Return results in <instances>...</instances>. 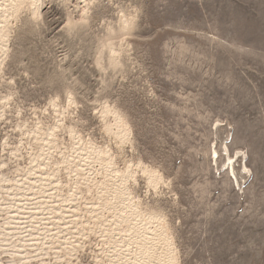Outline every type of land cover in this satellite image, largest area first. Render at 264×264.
I'll return each instance as SVG.
<instances>
[{
  "label": "rangeland",
  "instance_id": "obj_1",
  "mask_svg": "<svg viewBox=\"0 0 264 264\" xmlns=\"http://www.w3.org/2000/svg\"><path fill=\"white\" fill-rule=\"evenodd\" d=\"M1 33L0 264H146L160 230L264 264V0H23Z\"/></svg>",
  "mask_w": 264,
  "mask_h": 264
},
{
  "label": "bare ground",
  "instance_id": "obj_2",
  "mask_svg": "<svg viewBox=\"0 0 264 264\" xmlns=\"http://www.w3.org/2000/svg\"><path fill=\"white\" fill-rule=\"evenodd\" d=\"M21 1H23V0H0V2L2 3L1 5H0V34H2L1 32H2V30H3V26H4V24L6 23V21L9 19V17H10V15L11 14H13V12L15 11V9L17 8V6H18V4L19 3H21ZM32 2H33V4H38L39 2H40V0H32ZM35 6V5H34ZM37 6V5H36ZM32 9H34V8H32ZM39 10H40V7H39ZM38 14H40V12L38 13ZM39 16V15H38ZM127 26V25H126ZM1 36V35H0ZM6 48V47H5ZM4 54V53H3ZM226 151H228V147H226V149H225ZM225 151V152H226ZM109 153V152H108ZM214 155L215 156H217L218 155V151L217 150H215L214 151ZM215 159H216V157H215ZM233 160H234V157H231L230 155H229V153H228V161H229V164L230 165H228L229 166V170H231V172L233 173V175H235V167L233 166ZM115 169V168H114ZM247 169V167L245 166V170ZM230 172V171H229ZM154 178V177H153ZM109 188V187H108ZM122 188H123V186H122ZM128 191V190H127ZM114 193H116V195H118L119 197L121 196V198L120 199H122V197L123 196H125L126 194L125 193H127L126 191H124L123 189H120V188H117V189H115L114 191H113ZM125 194V195H124ZM130 194V193H129ZM129 195H127L126 197H128ZM118 197V198H119ZM117 198H115V200H116ZM132 200H133V198H131ZM123 201H124V198L122 199ZM126 200H128V198L126 199ZM131 200V201H132ZM130 201V199L128 200V202ZM127 202V201H126ZM127 202V203H128ZM121 203V202H120ZM122 203H124V202H122ZM117 204V203H116ZM127 205V204H126ZM130 206H132V205H130ZM134 206H135V204H134ZM125 208H127V207H125ZM124 208V209H125ZM129 208V207H128ZM135 208H136V206H135ZM133 209V208H132ZM127 210V209H126ZM132 211V210H131ZM124 212V211H123ZM121 212L122 214H120L121 216H120V218H121V220H123V219H125V220H128V221H131L132 222V225H133V232L132 233H134L135 235L134 236H136V235H138V233H139V230H141V229H139V230H135V228H137V226H136V216L138 215L137 213V215H135V213L134 212H131L130 213V215L128 216L127 215V213L126 212ZM147 214V213H146ZM119 216V215H118ZM146 217V216H145ZM149 218H151V217H149ZM29 223V222H28ZM140 223V222H139ZM16 224V223H15ZM153 224H154V222H153ZM159 224V223H158ZM131 225V226H132ZM151 225H152V223H151ZM164 227V226H163ZM152 228V227H151ZM162 228V227H161ZM25 229V228H24ZM138 229V228H137ZM168 229V228H167ZM151 230H153V229H151ZM41 231V230H40ZM154 231V230H153ZM26 232V231H25ZM168 231L167 230H160L159 231V233L157 234V231L155 232L156 234H155V236H151L150 237V235H148V233H147V231H144V232H142L141 234L145 237V239H144V241H142V242H140V241H138V244H136V245H138V250H140L141 252H143V256H144V258H145V260L147 261V263L146 264H150V263H152L151 261L152 260H154L155 258V260H161V255L163 254V256H169V255H171V258H170V256H169V258H168V260L166 261V260H161L160 262H159V264H172V262H174V264H176V261H175V257L174 256H172V252H173V242H172V239H171V237H169L168 236V233H167ZM150 233V232H149ZM70 235V234H69ZM130 235V234H129ZM141 236V235H140ZM125 237H127V235H125ZM124 237V238H125ZM130 238V237H129ZM134 238V237H133ZM64 239V238H63ZM123 239V238H122ZM135 239V238H134ZM130 241H131V239H129ZM128 240V241H129ZM136 240V239H135ZM160 241H163L164 242V244H163V246H162V251L163 252H161V251H159V250H161L160 248H158V249H156L157 248V245L159 244V242ZM69 243V242H68ZM130 244V243H129ZM132 244V243H131ZM131 244L129 245V246H131ZM135 244V243H134ZM127 245V244H126ZM133 245V244H132ZM134 246V245H133ZM132 246V247H133ZM125 247V246H124ZM123 247V248H124ZM158 247H159V245H158ZM129 248V247H128ZM129 250H130V248H129ZM132 250V252H133V249H131ZM136 250H137V247H136ZM156 250H158L159 252H160V254H158V252H156ZM117 251V250H116ZM121 252V251H123V250H118V252ZM125 252V251H124ZM127 252V251H126ZM26 253V252H25ZM134 253V252H133ZM127 254V253H126ZM121 255V254H120ZM128 255H129V252H128ZM139 255V254H138ZM117 256H118V254H117ZM126 256V255H125ZM129 257V256H128ZM134 257V256H133ZM140 257V256H139ZM121 258V257H120ZM163 258V257H162ZM27 259V258H26ZM125 259V258H124ZM124 259H122L121 258V260H124ZM166 259V258H165ZM126 260V259H125ZM133 260V259H132ZM135 261H136V263H137V260L136 259H134ZM133 260V261H134ZM128 261H130V260H128ZM135 261H134V263H135ZM143 261H140V263H142ZM155 262V261H154ZM127 263H129V262H127ZM126 263V264H127ZM139 262L137 263V264H140ZM144 263H145V261H144ZM125 264V263H124ZM143 264V263H142ZM154 264V263H153Z\"/></svg>",
  "mask_w": 264,
  "mask_h": 264
},
{
  "label": "snow or ice",
  "instance_id": "obj_3",
  "mask_svg": "<svg viewBox=\"0 0 264 264\" xmlns=\"http://www.w3.org/2000/svg\"><path fill=\"white\" fill-rule=\"evenodd\" d=\"M172 264H174V262H172Z\"/></svg>",
  "mask_w": 264,
  "mask_h": 264
}]
</instances>
